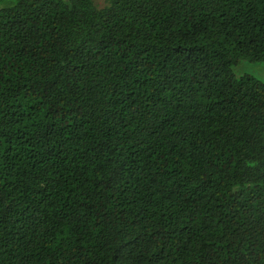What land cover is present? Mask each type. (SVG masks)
I'll return each mask as SVG.
<instances>
[{"label":"trees","instance_id":"obj_1","mask_svg":"<svg viewBox=\"0 0 264 264\" xmlns=\"http://www.w3.org/2000/svg\"><path fill=\"white\" fill-rule=\"evenodd\" d=\"M264 0H0V264H264Z\"/></svg>","mask_w":264,"mask_h":264},{"label":"rangeland","instance_id":"obj_2","mask_svg":"<svg viewBox=\"0 0 264 264\" xmlns=\"http://www.w3.org/2000/svg\"><path fill=\"white\" fill-rule=\"evenodd\" d=\"M95 1L102 4L104 0ZM234 71L237 75L249 74L264 83V61L250 62L242 60L234 67Z\"/></svg>","mask_w":264,"mask_h":264}]
</instances>
